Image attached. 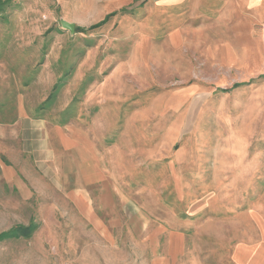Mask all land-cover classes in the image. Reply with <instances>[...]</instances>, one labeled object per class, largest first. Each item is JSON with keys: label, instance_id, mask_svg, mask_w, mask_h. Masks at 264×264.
<instances>
[{"label": "rangeland", "instance_id": "1", "mask_svg": "<svg viewBox=\"0 0 264 264\" xmlns=\"http://www.w3.org/2000/svg\"><path fill=\"white\" fill-rule=\"evenodd\" d=\"M1 6L0 264H254L264 0Z\"/></svg>", "mask_w": 264, "mask_h": 264}, {"label": "crops", "instance_id": "2", "mask_svg": "<svg viewBox=\"0 0 264 264\" xmlns=\"http://www.w3.org/2000/svg\"><path fill=\"white\" fill-rule=\"evenodd\" d=\"M189 1H191V0H189ZM203 1H208V0H194V2H196V3H198V2H200V3H202ZM245 1L246 0H239V2L240 3H242V4H244L245 3ZM252 1V0H251ZM90 162H92L93 164V170L96 168V172H100V169H99V167L97 166V164H96V160L94 159V157L91 159V161L89 160V162L88 163H90ZM88 166V165H87ZM87 168H89L90 169V167L88 166ZM80 173L82 174H84V171H85V167L83 168H81L80 170ZM81 174H79V175H81ZM82 176V175H81ZM84 176H85V174H84ZM244 253H245V251H244ZM249 254L248 255H246L247 256V258L248 259H252V262L254 263V264H264V250H261V248H260V246H258V247H253V248H251L250 249V252H248ZM247 254V253H246ZM245 256V255H244Z\"/></svg>", "mask_w": 264, "mask_h": 264}, {"label": "water", "instance_id": "3", "mask_svg": "<svg viewBox=\"0 0 264 264\" xmlns=\"http://www.w3.org/2000/svg\"><path fill=\"white\" fill-rule=\"evenodd\" d=\"M61 25H62L63 29H65V30H69V31H71L72 33H74V31H75V25H74V24L62 20V21H61Z\"/></svg>", "mask_w": 264, "mask_h": 264}, {"label": "trees", "instance_id": "4", "mask_svg": "<svg viewBox=\"0 0 264 264\" xmlns=\"http://www.w3.org/2000/svg\"><path fill=\"white\" fill-rule=\"evenodd\" d=\"M2 6L0 7V13H2ZM59 87V86H58ZM26 235H28L29 233L27 232V233H25Z\"/></svg>", "mask_w": 264, "mask_h": 264}]
</instances>
